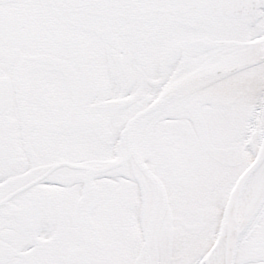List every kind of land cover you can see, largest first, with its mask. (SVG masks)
<instances>
[{"label":"snow or ice","instance_id":"obj_1","mask_svg":"<svg viewBox=\"0 0 264 264\" xmlns=\"http://www.w3.org/2000/svg\"><path fill=\"white\" fill-rule=\"evenodd\" d=\"M0 264H264V0H0Z\"/></svg>","mask_w":264,"mask_h":264}]
</instances>
